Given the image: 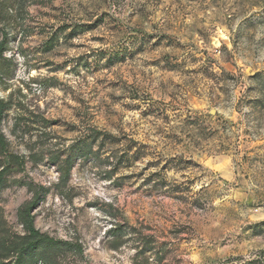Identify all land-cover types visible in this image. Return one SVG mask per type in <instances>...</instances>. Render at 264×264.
Instances as JSON below:
<instances>
[{"label":"rangeland","instance_id":"obj_1","mask_svg":"<svg viewBox=\"0 0 264 264\" xmlns=\"http://www.w3.org/2000/svg\"><path fill=\"white\" fill-rule=\"evenodd\" d=\"M4 38L0 263L38 193L27 264H264V0H0Z\"/></svg>","mask_w":264,"mask_h":264},{"label":"trees","instance_id":"obj_2","mask_svg":"<svg viewBox=\"0 0 264 264\" xmlns=\"http://www.w3.org/2000/svg\"><path fill=\"white\" fill-rule=\"evenodd\" d=\"M8 50L7 41L4 38L2 41H0V62L4 58L5 52ZM2 79V74L0 71V81ZM4 104V101L0 99V115L2 114V106ZM0 152L2 155L6 156L9 160V164L0 166V179L11 170L13 167V163L17 162L19 163L18 157L14 155L13 153L9 152L7 149V143L3 136V134L0 131ZM39 202V194L36 193L35 198L26 203L24 206H22L19 209V219L24 225L27 234L23 238L22 242L19 244L17 250H16V259L14 261V264H27L28 260L27 258L34 254L36 250L42 245H54L56 240L49 235L42 233L35 225L34 216L32 214L33 208L37 205ZM30 261V260H29ZM5 264V263H0Z\"/></svg>","mask_w":264,"mask_h":264}]
</instances>
